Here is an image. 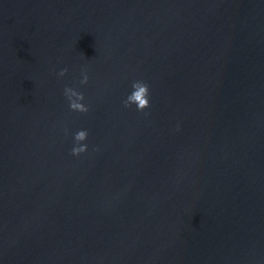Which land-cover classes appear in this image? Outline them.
<instances>
[{
    "label": "water",
    "instance_id": "1",
    "mask_svg": "<svg viewBox=\"0 0 264 264\" xmlns=\"http://www.w3.org/2000/svg\"><path fill=\"white\" fill-rule=\"evenodd\" d=\"M0 264H264V0H0Z\"/></svg>",
    "mask_w": 264,
    "mask_h": 264
},
{
    "label": "clouds",
    "instance_id": "2",
    "mask_svg": "<svg viewBox=\"0 0 264 264\" xmlns=\"http://www.w3.org/2000/svg\"><path fill=\"white\" fill-rule=\"evenodd\" d=\"M84 82H87V76H85ZM68 99L70 101V107L73 111L87 113L89 111V105L85 103V97L83 93L78 92L72 88L66 89ZM133 102L136 103V107L140 111H144L151 107V88L148 82L144 80H138L134 83V92L131 96ZM179 127V126H178ZM76 140L79 142V146L72 149V154L80 156L81 153L87 151V131L80 130L76 133Z\"/></svg>",
    "mask_w": 264,
    "mask_h": 264
}]
</instances>
